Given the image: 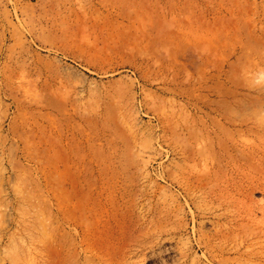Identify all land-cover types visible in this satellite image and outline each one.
I'll return each mask as SVG.
<instances>
[{
	"label": "rangeland",
	"instance_id": "374dc122",
	"mask_svg": "<svg viewBox=\"0 0 264 264\" xmlns=\"http://www.w3.org/2000/svg\"><path fill=\"white\" fill-rule=\"evenodd\" d=\"M0 264H264V0H0Z\"/></svg>",
	"mask_w": 264,
	"mask_h": 264
}]
</instances>
